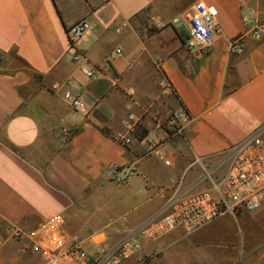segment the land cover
<instances>
[{"label":"crops","instance_id":"crops-1","mask_svg":"<svg viewBox=\"0 0 264 264\" xmlns=\"http://www.w3.org/2000/svg\"><path fill=\"white\" fill-rule=\"evenodd\" d=\"M199 1L216 8L221 32L189 52ZM81 20L75 49L94 78L69 51ZM247 21H264V0H0V238L13 264L38 260L6 226L61 215L86 247L112 245L197 173L194 155L214 159L264 124V33L253 38ZM182 111L180 135L160 128ZM120 264H264V197L254 212L145 241Z\"/></svg>","mask_w":264,"mask_h":264},{"label":"built area","instance_id":"built-area-1","mask_svg":"<svg viewBox=\"0 0 264 264\" xmlns=\"http://www.w3.org/2000/svg\"><path fill=\"white\" fill-rule=\"evenodd\" d=\"M216 16L214 6L196 2L186 32L185 48L189 52L211 47L213 37L221 32ZM247 23L251 28L249 34L260 38L264 21ZM87 28L86 22L81 20L67 30L69 51L72 60L83 62L86 77L94 78L99 71L91 68L75 49ZM245 38V34L233 38L230 49L242 52ZM69 102L74 108L82 107L78 97H69ZM187 118L184 111L172 113L160 128L180 135L182 122ZM164 163L169 165V160ZM192 166L198 169L195 175L184 174L174 181L166 189L159 208L112 245L86 247L66 231L61 215L49 218L32 230L8 225L6 239L20 243L22 252L36 255L37 264H120L137 253L145 241L157 240L176 229L192 233L224 215L254 212L260 208L264 197V124L214 159L194 155ZM111 171L116 173L117 169L112 167ZM123 180L125 178L117 179L118 182ZM3 243L0 238V247Z\"/></svg>","mask_w":264,"mask_h":264},{"label":"rangeland","instance_id":"rangeland-1","mask_svg":"<svg viewBox=\"0 0 264 264\" xmlns=\"http://www.w3.org/2000/svg\"><path fill=\"white\" fill-rule=\"evenodd\" d=\"M13 251L9 248V245L3 243L0 247V264H13L12 256Z\"/></svg>","mask_w":264,"mask_h":264},{"label":"trees","instance_id":"trees-1","mask_svg":"<svg viewBox=\"0 0 264 264\" xmlns=\"http://www.w3.org/2000/svg\"><path fill=\"white\" fill-rule=\"evenodd\" d=\"M101 131H102L103 133H105V134H108V132H107L106 129H101ZM167 134L172 135V133H171L170 131H167ZM11 148H12L13 150H15L14 147H11Z\"/></svg>","mask_w":264,"mask_h":264}]
</instances>
